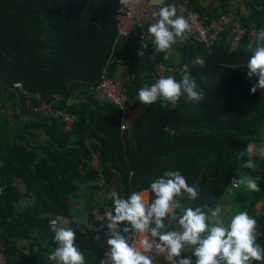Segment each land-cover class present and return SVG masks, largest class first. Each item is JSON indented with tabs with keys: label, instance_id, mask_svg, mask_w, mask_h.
Returning <instances> with one entry per match:
<instances>
[{
	"label": "trees",
	"instance_id": "1",
	"mask_svg": "<svg viewBox=\"0 0 264 264\" xmlns=\"http://www.w3.org/2000/svg\"><path fill=\"white\" fill-rule=\"evenodd\" d=\"M118 1L0 0V107L13 109L18 103L11 86L19 81L44 99L58 93L63 98L61 106L70 98L66 108L79 118L66 130L58 122L35 117L19 121L16 127L5 111L0 114V246L5 264H56L48 258L57 247L54 234L38 214L44 210L68 214L72 197H86L77 214H87L98 203L111 210V198L97 199L111 181L121 197L146 190L151 201L150 183L165 171L178 170L190 186L200 189L195 201L184 196L180 203L214 207L228 197L234 211L227 221L240 211L253 216L254 203L264 196V160L254 173L260 176L258 192L227 185L230 176L247 174L242 167L247 159L257 162L259 158L258 153L238 155L258 137L264 122V89L250 91L258 77H248L245 67L251 55L247 45L254 41L244 37L231 52L225 34L209 47L189 38L178 42L180 71L171 75L179 80L187 64L205 92L204 99L194 103L182 96L175 107L158 105L120 130V110L96 100L88 90L98 81L111 51ZM229 1L209 0L207 7L200 0H189V4L200 16L213 17L218 10L231 9ZM245 10H234L242 26L264 28V0H247ZM151 39L140 40L133 31L116 47V55L132 65L136 59L126 51L132 47L136 54L150 51L155 60L163 61L164 52H155ZM142 42L147 48H142ZM198 55L205 60L203 67L191 63ZM138 57L147 62L144 56ZM147 65L150 80L145 85H151L155 81ZM128 73L125 85L131 99L137 90ZM32 127H42L46 137L38 139ZM90 150L96 167L88 164ZM97 235L102 237L100 232H89L76 238L87 264L95 263L105 249V245L97 248ZM257 242L264 247V235ZM188 251L186 257L191 256L195 264V256ZM160 264L167 262L163 258Z\"/></svg>",
	"mask_w": 264,
	"mask_h": 264
},
{
	"label": "clouds",
	"instance_id": "2",
	"mask_svg": "<svg viewBox=\"0 0 264 264\" xmlns=\"http://www.w3.org/2000/svg\"><path fill=\"white\" fill-rule=\"evenodd\" d=\"M129 2L119 0L122 6H127ZM153 2L162 4L163 0ZM147 31L152 37L150 41L155 45V52H167L173 45L183 42L190 25L183 16L177 15L174 5H165L159 8L158 19L149 25ZM141 44L142 48H147L146 43ZM247 50L251 52L245 66L247 76L258 77L250 89L255 93L257 88L264 89V28L259 30L254 42L248 43ZM137 55L143 57L144 51L138 50ZM191 63L203 67L205 60L198 55ZM137 95L143 105L157 101L163 105L169 102L175 104L182 96H186L187 101L199 103L204 99L205 92L198 87L185 64L179 80L173 75L162 76L155 83L141 87ZM246 152L249 156L258 153L264 158V145L257 148L250 143ZM238 155L243 157L245 152ZM242 167L255 170L258 165L253 159H247ZM259 180V175L241 174L233 179L231 187L239 189L244 186L249 191L258 192ZM150 191L154 194L151 201L141 191L132 192L126 199L118 191L110 192L113 207L100 219L106 220V223L97 231L105 226L107 228V255L112 264H154L156 256H163L167 264H193L191 256L181 255L189 249L196 258L195 264H252L253 261H264V247L257 242V221L248 212H237L226 222L220 205L185 207L180 198L186 196L188 201H195L200 189L190 186L178 170L165 171L154 179L150 183ZM170 225L175 227L167 230ZM133 235L140 238L130 243ZM53 238L57 247L49 255V260L56 264H86L84 254L76 245L72 227H57ZM99 238V235L94 237Z\"/></svg>",
	"mask_w": 264,
	"mask_h": 264
},
{
	"label": "built area",
	"instance_id": "3",
	"mask_svg": "<svg viewBox=\"0 0 264 264\" xmlns=\"http://www.w3.org/2000/svg\"><path fill=\"white\" fill-rule=\"evenodd\" d=\"M165 5H174L177 8V15L183 16L188 21L190 31L185 33V38H189L204 47L211 46L225 34L228 38L227 51L231 52L241 46L244 37L255 41L259 32L253 26L249 28L242 26L237 13L233 9H221L216 12L215 16L206 17L200 16L192 9L189 0H163L162 4L154 3L150 0H130L127 6H122L118 1L115 7L114 36L111 51L101 68L98 81L90 85L88 90L96 100L106 101L120 110V130L127 128L124 112L132 106V101L127 96V88L125 85L128 80V75L126 74L128 67L116 55V47L126 40L133 31H136L140 40L151 38L147 29L151 23L158 19L159 8ZM125 33L127 34L124 35ZM144 59L150 63L149 73L155 82L162 76H168L180 71L178 66L167 65L163 61L155 60L154 54L150 51L145 53ZM118 67L121 68L122 73L115 76L114 71ZM11 88L18 100V103L11 109V112L20 122L35 117L46 120L47 123L53 121L58 122L67 130L79 119L75 112L69 111L66 108L71 103L70 98L64 99V105L61 106L59 103L63 98L58 93H52L48 98L44 99L38 92L26 90L19 81L14 82ZM175 105L176 103H163V106L168 108H173ZM3 111H5V108L0 107V114ZM95 159L94 153L90 150L88 164L91 167H96ZM233 179L237 178L235 176L228 178L227 185L230 188H232L231 183ZM259 200L264 202V196L259 197ZM71 201L70 206L72 210L68 214H59L44 210L38 214V217L46 220L47 227L53 234L57 227H72L76 238L79 236L86 237L89 232H100L102 233V237L107 241L106 226L103 230H97L106 223V220L101 221L100 219L110 209L101 207L98 203L92 206L87 214H77L75 210L82 209L86 197H72ZM258 232L259 235L257 237L264 235V229H258ZM135 241L136 238L133 235L130 243H134ZM108 251L109 249H104L93 264H112L110 257L107 255ZM160 262L161 258L156 256L154 264H160ZM0 264H5L1 246Z\"/></svg>",
	"mask_w": 264,
	"mask_h": 264
},
{
	"label": "crops",
	"instance_id": "4",
	"mask_svg": "<svg viewBox=\"0 0 264 264\" xmlns=\"http://www.w3.org/2000/svg\"><path fill=\"white\" fill-rule=\"evenodd\" d=\"M202 2V5L204 7L209 6V0H200ZM247 2V0H230L229 1V6L231 7V9L233 10H238L240 12H245V3ZM129 39V38H128ZM125 41V40H124ZM123 41V42H124ZM122 42V43H123ZM132 45V44H130ZM128 54H132L133 57H135L136 61L134 60V63L131 65V63L129 62V59H125L122 58L124 64L128 67L126 74H128L130 72L132 74V78H134V89L137 90L136 92H134V94L131 97V101H132V106L127 108L124 112V119L126 121L127 127L130 126L137 118L141 117L142 115L145 114V112L147 110L150 109H154L156 108L158 105H162L161 101H157L155 104H150V105H143L138 101V90L145 86V83L147 81H149V77H148V68H147V62H145L144 60L139 59L138 55L136 54V50L134 51V49L132 47H128L127 50ZM179 58H180V53H179V49L177 45H173V47L168 50L167 52L163 53L162 59L163 62L167 65H172V66H178L179 64ZM122 73V70L120 67L116 68L114 71V75L118 76ZM72 101L78 105H80L77 100L75 98H72ZM5 113L7 116V120H9V122H15L16 127L20 126V122L16 119L14 120L13 117L15 116L12 112L11 109L9 107H5ZM31 131L34 133V135L38 138V139H44L46 137L42 127H32ZM264 140V122L261 124L260 128H259V133H258V137H256L251 144H254L255 146H257V148H259L260 146H262L260 144V141ZM85 145H87V141H85ZM245 155L247 157H251L249 156V154L247 152H245ZM264 158L260 157L257 160V169H259V163L261 161H263ZM95 163H96V159H95ZM261 168H264V164H261ZM253 170V169H248L247 173L249 175L254 176L255 171L257 170ZM115 183L113 181H111L109 184L105 185L103 187V189L97 194V199L98 200H107L108 198H110V192L115 190ZM141 192L145 193L146 199H147V191L146 190H141ZM230 201L229 198L226 197L224 199H222L220 201V206L223 209V218L225 219V221L227 222V219L230 217H228L227 215L232 213L234 211V208H230L229 206ZM253 210H254V214H253V218L257 221V225H258V229H264V202L263 201H256L254 203L253 206ZM226 213V214H225ZM81 214V212H80ZM231 215V214H230ZM228 217V218H227ZM134 237L136 238V240H138L140 237H137L134 235ZM93 242V241H90ZM105 245V249H109V246L106 243V239L104 237H100L99 241L97 242V248H99L100 246ZM138 246V245H137ZM188 250H186L185 252L182 253V257H186L188 254ZM161 259H163V256H159ZM87 258L86 257V263H87Z\"/></svg>",
	"mask_w": 264,
	"mask_h": 264
},
{
	"label": "rangeland",
	"instance_id": "5",
	"mask_svg": "<svg viewBox=\"0 0 264 264\" xmlns=\"http://www.w3.org/2000/svg\"><path fill=\"white\" fill-rule=\"evenodd\" d=\"M14 120H16L15 116L13 117ZM230 208L233 207L232 203L229 204Z\"/></svg>",
	"mask_w": 264,
	"mask_h": 264
},
{
	"label": "water",
	"instance_id": "6",
	"mask_svg": "<svg viewBox=\"0 0 264 264\" xmlns=\"http://www.w3.org/2000/svg\"><path fill=\"white\" fill-rule=\"evenodd\" d=\"M150 1H153V0H150Z\"/></svg>",
	"mask_w": 264,
	"mask_h": 264
}]
</instances>
